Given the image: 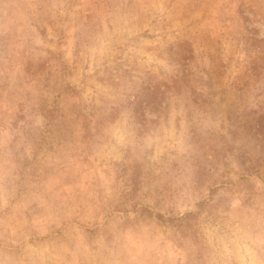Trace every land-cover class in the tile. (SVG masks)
I'll return each instance as SVG.
<instances>
[{
	"label": "rangeland",
	"instance_id": "obj_1",
	"mask_svg": "<svg viewBox=\"0 0 264 264\" xmlns=\"http://www.w3.org/2000/svg\"><path fill=\"white\" fill-rule=\"evenodd\" d=\"M0 264H264V0H0Z\"/></svg>",
	"mask_w": 264,
	"mask_h": 264
}]
</instances>
